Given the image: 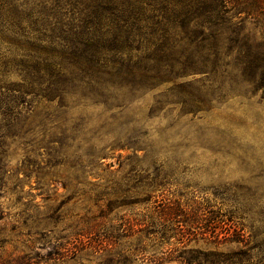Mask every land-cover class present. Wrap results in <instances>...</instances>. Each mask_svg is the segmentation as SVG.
I'll return each instance as SVG.
<instances>
[{
    "label": "rangeland",
    "instance_id": "obj_1",
    "mask_svg": "<svg viewBox=\"0 0 264 264\" xmlns=\"http://www.w3.org/2000/svg\"><path fill=\"white\" fill-rule=\"evenodd\" d=\"M242 16L244 33L264 39V17L247 9ZM180 24L178 12L161 4V65L190 63L192 36L183 38ZM172 86L129 95L118 118L82 145L103 152L94 163L75 162L69 147L65 163L49 166L44 156L31 166L38 172L25 176L23 150L10 147L0 190V264H183L211 252L260 253L264 95L225 87L186 112L166 95ZM100 110L71 112L73 122L85 120L87 138L109 117ZM17 199L30 206V228L18 226Z\"/></svg>",
    "mask_w": 264,
    "mask_h": 264
},
{
    "label": "trees",
    "instance_id": "obj_2",
    "mask_svg": "<svg viewBox=\"0 0 264 264\" xmlns=\"http://www.w3.org/2000/svg\"><path fill=\"white\" fill-rule=\"evenodd\" d=\"M161 4L166 13L178 12L183 38L192 36L188 65H161L167 34H161ZM246 9L264 17V3L256 0L246 6L242 0H0V190L11 146L23 150L19 170L25 176L38 172L31 166L44 156L46 165L65 163L63 149L69 147L76 149L75 162L94 163L103 152L82 145L118 118L115 110L129 103V95L161 83H173L166 95L186 112L225 87L264 95V39L255 42L244 33ZM186 76L193 79L175 83ZM96 106L98 116L109 117L87 138L85 120L73 122L71 112ZM17 200L23 208L18 226L30 228V206ZM224 230L226 237L230 231ZM209 255L181 262L264 264V248L255 257Z\"/></svg>",
    "mask_w": 264,
    "mask_h": 264
}]
</instances>
